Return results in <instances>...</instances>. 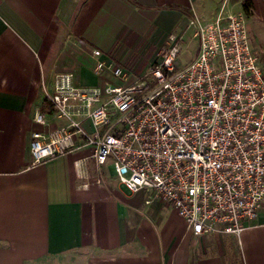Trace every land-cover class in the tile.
Listing matches in <instances>:
<instances>
[{
    "label": "crops",
    "instance_id": "crops-1",
    "mask_svg": "<svg viewBox=\"0 0 264 264\" xmlns=\"http://www.w3.org/2000/svg\"><path fill=\"white\" fill-rule=\"evenodd\" d=\"M197 3L0 0V264H264V210L239 236L196 237L152 192H130L110 164L98 167L90 147L31 165L32 132L62 124L47 100L56 74L79 86L123 84L94 74L99 60L144 74L170 34L182 48ZM38 110L45 125L34 122Z\"/></svg>",
    "mask_w": 264,
    "mask_h": 264
},
{
    "label": "built area",
    "instance_id": "built-area-1",
    "mask_svg": "<svg viewBox=\"0 0 264 264\" xmlns=\"http://www.w3.org/2000/svg\"><path fill=\"white\" fill-rule=\"evenodd\" d=\"M187 29L198 51L181 68L182 36L170 34L144 74L94 64L121 85L79 86L72 73L56 74L47 100L62 124L32 132L31 165L90 147L98 167L110 164L130 192H152L192 235L239 236L264 210V70L242 12L205 23L194 15ZM34 122L45 125L40 110Z\"/></svg>",
    "mask_w": 264,
    "mask_h": 264
},
{
    "label": "rangeland",
    "instance_id": "rangeland-1",
    "mask_svg": "<svg viewBox=\"0 0 264 264\" xmlns=\"http://www.w3.org/2000/svg\"><path fill=\"white\" fill-rule=\"evenodd\" d=\"M220 11H223L224 13H243L240 1L198 0L197 5L194 6V10L192 11L191 16L189 17H193L194 13L197 16H200V14L203 13L205 15L211 14L212 17H216V15ZM246 17L252 50L258 59L260 67L262 68V70H264V20H262V18L256 12H252L251 14L246 15ZM190 35L191 31L187 29V32L184 34L181 52L178 56L180 57V59L187 58L194 52L197 41L196 39H191ZM135 57H138V59H140L141 56H138V53L136 52ZM142 59L143 58L141 57L140 61H142ZM126 65L128 64L125 63L124 66L126 67Z\"/></svg>",
    "mask_w": 264,
    "mask_h": 264
},
{
    "label": "trees",
    "instance_id": "trees-1",
    "mask_svg": "<svg viewBox=\"0 0 264 264\" xmlns=\"http://www.w3.org/2000/svg\"><path fill=\"white\" fill-rule=\"evenodd\" d=\"M236 1H240L244 15L245 14L248 15L251 14L252 12H256L262 18V20H264V0H236Z\"/></svg>",
    "mask_w": 264,
    "mask_h": 264
}]
</instances>
